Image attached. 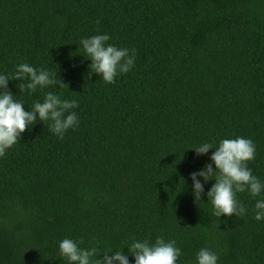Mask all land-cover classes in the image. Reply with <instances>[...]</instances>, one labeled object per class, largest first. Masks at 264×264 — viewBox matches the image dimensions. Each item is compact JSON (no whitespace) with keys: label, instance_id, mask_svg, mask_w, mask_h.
<instances>
[{"label":"trees","instance_id":"trees-1","mask_svg":"<svg viewBox=\"0 0 264 264\" xmlns=\"http://www.w3.org/2000/svg\"><path fill=\"white\" fill-rule=\"evenodd\" d=\"M101 34L135 52L112 84L80 44ZM21 64L57 83L20 91ZM0 75L26 111L49 92L78 103L63 139L36 120L0 157V264H69L64 239L135 264L133 237L175 241L176 264H197L202 248L217 264H264V191L236 193L245 214L217 218L215 180L198 177L196 202L190 179L222 140L243 137L264 184V0H0ZM204 143L213 149L198 156Z\"/></svg>","mask_w":264,"mask_h":264},{"label":"clouds","instance_id":"clouds-1","mask_svg":"<svg viewBox=\"0 0 264 264\" xmlns=\"http://www.w3.org/2000/svg\"><path fill=\"white\" fill-rule=\"evenodd\" d=\"M109 40L107 34H101L82 39L80 44L91 60L92 73L101 77L105 83L112 84L118 74H126L133 67L135 52L108 44ZM56 76L57 72L37 70L28 64H21L11 80L22 81L28 78L30 82L26 85L21 83L19 89H27L31 93L38 86L44 88L55 85ZM9 81L8 76L0 75V157L18 143L21 134L36 120L51 121L50 130L60 139H63L65 132L78 124L76 112L71 111L78 107L77 101L61 100L58 95L49 92L42 103L37 102L31 111H26L24 104L15 101L13 94L7 90ZM210 149H213V145L204 143L194 151L200 156L208 153ZM255 151L250 139L237 137L222 140L210 157L212 163L190 175L195 201H200L204 191L198 177L204 182L215 180L207 192L208 201L214 209L213 214L217 218L243 216L246 209L237 201L236 193L247 190L252 197H257L264 191V184L247 167V163L255 158ZM212 164L215 165V170ZM254 219H264V199L257 200ZM128 250L134 257L135 264H176L181 255L175 241L165 242L162 237H158L154 243L147 240L137 241L133 237ZM59 252L69 264H128V257L122 251H116L113 255H109V251H103V258L97 259L100 254L97 247L82 249L71 239H64L59 243ZM196 259L197 264H217L218 257L207 248H202Z\"/></svg>","mask_w":264,"mask_h":264}]
</instances>
